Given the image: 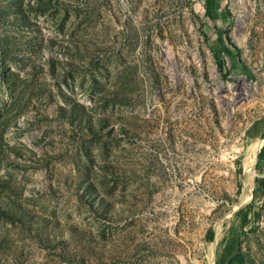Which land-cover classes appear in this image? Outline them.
I'll return each mask as SVG.
<instances>
[{"label":"rangeland","instance_id":"1","mask_svg":"<svg viewBox=\"0 0 264 264\" xmlns=\"http://www.w3.org/2000/svg\"><path fill=\"white\" fill-rule=\"evenodd\" d=\"M205 2L0 0V264H264V0Z\"/></svg>","mask_w":264,"mask_h":264},{"label":"trees","instance_id":"2","mask_svg":"<svg viewBox=\"0 0 264 264\" xmlns=\"http://www.w3.org/2000/svg\"><path fill=\"white\" fill-rule=\"evenodd\" d=\"M215 1L216 0H206L205 5H204V15L207 19H209L212 22L217 21L218 19V12L215 8ZM217 42L220 46V48L226 52L227 54L229 53V50L224 47V40L222 37V33H219L217 35ZM226 42L233 47L229 39H226ZM234 48V47H233ZM217 61V59H216ZM218 62V61H217ZM218 68L221 69V64L218 62ZM247 76L251 78L250 73H247ZM260 137H264V133H261ZM261 163H264V147L261 149L259 155H258V160L256 163V168L260 166ZM256 184L264 190V181L262 179H258L255 181ZM240 242L237 236H232L229 240H227L224 243V248L222 251V254L219 258V263L218 264H235L239 261L240 258Z\"/></svg>","mask_w":264,"mask_h":264}]
</instances>
